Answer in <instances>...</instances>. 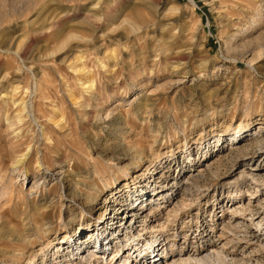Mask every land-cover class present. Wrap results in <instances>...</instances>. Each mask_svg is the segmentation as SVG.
Instances as JSON below:
<instances>
[{"label": "rangeland", "instance_id": "1", "mask_svg": "<svg viewBox=\"0 0 264 264\" xmlns=\"http://www.w3.org/2000/svg\"><path fill=\"white\" fill-rule=\"evenodd\" d=\"M193 1L0 0V264H75L141 202L167 257L264 264V0Z\"/></svg>", "mask_w": 264, "mask_h": 264}, {"label": "bare ground", "instance_id": "2", "mask_svg": "<svg viewBox=\"0 0 264 264\" xmlns=\"http://www.w3.org/2000/svg\"><path fill=\"white\" fill-rule=\"evenodd\" d=\"M191 1L194 2L193 0H191ZM255 170H257V169L252 168L250 170L251 172L250 171L247 172V175L250 177V179L252 181H254V184H258V182H263L264 180L262 181V179H257L258 178L257 176L259 174H254L252 172ZM191 176H193V175H191ZM188 180H189V178H188ZM138 191H140V190H138ZM155 191L154 190H150V191L145 190L142 193V195H140V194H139V196L137 194L136 195L139 198H142V197H144V195L147 194L148 197H147V199H145L146 201L148 200L149 197H156V200L162 201V194H161L162 191H160V192H158L157 190H155ZM168 198H170V197L164 196L163 199H168ZM232 201H233V204H232L231 208L234 207V209H233L234 213L233 214L243 215L244 210L248 206L246 208H244V206H242L235 199H233ZM142 203H144V202H141L140 204H136V205L132 204L131 206L128 205L129 208L126 207L127 210L125 211V217H124L122 223H119V225L117 226L116 231L112 232L109 228H106V230H104V231L102 230V233H100V236L98 238H96V240L93 241L94 246H92L90 248V251H89L90 254H87V255L84 254L82 247H80V248L77 247V249L75 251L76 252L79 251L80 253L75 254V252H72V254L68 256L69 260H72V262H75L77 260L78 262L75 264H108L109 263L108 260L109 261L111 260L109 264H111L113 262V260H115V262L113 264H134V261H135V263L137 261H139L140 263L145 262L144 264H204V263L208 262L210 260V258H212L214 256L212 254L213 252L215 255H217V258L220 257L221 253L217 250L216 251H208L207 250L206 254L203 256H201L202 251H195V253L190 252L189 254L188 253L186 254V252L185 253L180 252L179 255H173V253H171L172 255L170 257H167L168 254L166 253V250L168 247L167 246L168 243L167 242L165 243L166 238L163 239L162 235H159V236L154 235V237H152V238L150 237L151 239H146L143 242L142 241V240H144L143 239L144 238L143 233L147 232L148 229H150V228H154V227L156 228V225L160 226L161 222H160V219H158V218L157 219H150L151 221H148V219L144 218L145 215H143V212H142L143 207L142 208L140 207L142 205ZM144 206H146V205L144 204ZM172 210H174V212L179 211L180 210V204L176 203L175 206L172 208ZM248 216H250V219H246V221L247 220L249 222H251L250 220L256 221L253 218L252 213L249 214ZM242 218L244 219V217H241V219ZM232 219L235 220V216ZM239 220H240V218H239ZM263 221H264V218L260 222L258 221L256 227L260 228L262 226L261 223ZM229 227H230L229 229H231L232 232H234L236 229L239 230V228H241V224H239V223L235 224V225L231 224V225H229ZM223 228L225 231H227L225 227H223ZM249 228H250V226H249ZM251 229H254V228H251ZM245 232H247V231H245ZM255 232L256 231H253L251 233V235L253 234L251 236V238L255 235ZM225 233H227V232H225ZM240 234L241 233H239V235ZM249 235H248V237H249ZM236 236L238 237V235H236ZM242 236H241V238H242ZM70 238L71 237L62 238L59 242V245L60 244L66 245L67 242L69 243ZM111 238L114 239V241ZM239 239H238V241H239ZM243 239H244V237H243ZM203 241H205L204 238L201 239V243ZM71 242H73V241H71ZM71 244H73V243H71ZM121 250L124 251L123 254H125L126 252L128 254L126 256L122 257V255H120ZM134 257H137L136 260L133 259ZM160 259H162V261H160ZM132 260H133V263L131 262ZM218 260H222V258H218ZM223 260L225 261V259H223Z\"/></svg>", "mask_w": 264, "mask_h": 264}]
</instances>
